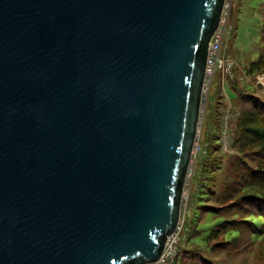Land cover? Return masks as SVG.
Here are the masks:
<instances>
[{
	"label": "water",
	"instance_id": "obj_1",
	"mask_svg": "<svg viewBox=\"0 0 264 264\" xmlns=\"http://www.w3.org/2000/svg\"><path fill=\"white\" fill-rule=\"evenodd\" d=\"M224 2L0 0V264L160 259Z\"/></svg>",
	"mask_w": 264,
	"mask_h": 264
},
{
	"label": "trees",
	"instance_id": "obj_2",
	"mask_svg": "<svg viewBox=\"0 0 264 264\" xmlns=\"http://www.w3.org/2000/svg\"><path fill=\"white\" fill-rule=\"evenodd\" d=\"M257 51L256 60L241 65L240 69L247 76L264 74V26L260 28ZM236 68L234 65L231 77H225L227 84L234 80ZM228 88L232 96L227 97L234 101L237 111L227 131L232 153L222 150L219 134L222 124L210 123L212 117L215 119L216 114L219 115L217 108L210 118L209 113L204 117L202 149L196 159V175L202 179L201 185L195 188L201 190L197 193L198 199L206 198L204 195L212 197V205L203 203L196 208L200 213L205 208L204 215L210 213L221 221L205 231H198L192 214L186 225L191 228L187 237L198 247L194 251L178 253L172 264H209L205 253H211V249H243L255 242L256 258L259 262L264 261V101L252 95L254 88L250 84L240 89L234 82L228 84ZM243 92H247L246 95ZM220 156L226 157L224 166ZM203 233H206L203 238L197 240Z\"/></svg>",
	"mask_w": 264,
	"mask_h": 264
},
{
	"label": "rangeland",
	"instance_id": "obj_3",
	"mask_svg": "<svg viewBox=\"0 0 264 264\" xmlns=\"http://www.w3.org/2000/svg\"><path fill=\"white\" fill-rule=\"evenodd\" d=\"M228 22H230L231 28L224 38L223 53L233 61L235 67H238V69L236 68L237 70L235 72L234 80L228 84L231 85L236 82L240 89L241 87L250 84L254 88L252 95L257 99L264 101V74H259L254 77L247 76L245 72L240 69L241 65L248 61H254L258 57L257 50L260 44V28L264 26V0H233V7ZM226 82V78L220 73L213 79L207 99L202 105L197 140L201 147L200 140H202V133L205 128L204 117L209 113L207 116L210 118L212 112L215 111L214 109L218 108L217 111L219 112V115L216 114L215 119L212 117L210 123L213 125H215V122L222 124L221 129L219 130L222 150L223 152L225 151V153H232L227 131L230 124L234 122L237 111L234 107V101L229 100L232 95ZM243 93L246 95L247 92ZM211 107L214 108L210 110L209 108ZM199 153L200 152L198 151L197 154L192 157L185 179L180 208L181 228L178 230V234L175 235V240L172 244V248L175 250L173 262L178 253H183L184 250L188 252L194 251L195 248L198 247L189 242L187 237L191 228L189 229L186 225L192 214L197 221L198 231H205L221 221V218H215L210 213L204 215L203 212L207 211L205 208L201 209V213L200 210L196 208V206H202L203 203L205 205H212V197L210 195L208 198V195L203 194L206 198L199 200L197 193L199 194V191L201 190H195V188L201 185L202 182L201 176L196 175V159L200 157H198ZM225 162L226 157H222L221 164L223 166ZM205 234L206 233L199 235L196 239H202ZM256 243L257 242L248 244L243 249L233 248L223 250L218 248L213 251L211 249V253H205L208 258L207 262L209 264H264V261L259 262L256 258ZM202 250L204 249L202 248ZM182 253L181 256L183 255ZM184 256L186 255H183V257Z\"/></svg>",
	"mask_w": 264,
	"mask_h": 264
},
{
	"label": "built area",
	"instance_id": "obj_4",
	"mask_svg": "<svg viewBox=\"0 0 264 264\" xmlns=\"http://www.w3.org/2000/svg\"><path fill=\"white\" fill-rule=\"evenodd\" d=\"M233 7V0H225L220 23L214 32L213 36L211 37L206 64H205V72H204V82L202 87V97H201V108L203 103L206 101L207 96L209 94L211 85L213 83V79L217 74H221L223 77H231L233 74L234 63L233 61L223 53V42L225 35L229 32L231 28L230 22L228 19L230 17L231 11ZM199 133V130H198ZM198 136V134H197ZM196 140L193 144L192 155L191 159L197 152L201 151V147L199 142ZM191 161V160H190ZM181 228V210H180V217L176 227V230L173 234L167 237L164 250L160 259L153 263V264H172L173 263V256L175 253L174 248H172V244L175 240V235H177L178 230Z\"/></svg>",
	"mask_w": 264,
	"mask_h": 264
}]
</instances>
